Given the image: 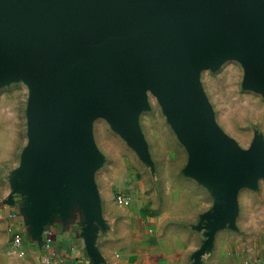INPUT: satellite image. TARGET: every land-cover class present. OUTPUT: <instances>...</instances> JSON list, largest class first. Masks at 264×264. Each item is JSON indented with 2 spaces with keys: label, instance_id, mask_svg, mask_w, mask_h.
<instances>
[{
  "label": "water",
  "instance_id": "1",
  "mask_svg": "<svg viewBox=\"0 0 264 264\" xmlns=\"http://www.w3.org/2000/svg\"><path fill=\"white\" fill-rule=\"evenodd\" d=\"M82 4L0 0V87L27 77L38 107L46 110L44 93L49 92L53 114L29 138L24 155L37 158L25 159L22 167H35L38 159L48 162L50 152H37L43 126L47 135L60 132L68 138L76 127L67 123L73 116H107L141 150L136 113L144 87H153L180 134L193 138L204 124L219 146L214 150L222 146L227 151L230 184L225 185L224 177L204 178L213 184L215 205L198 227L206 240L192 264H201L217 231L234 225L238 177L246 164L238 161L235 143L213 122L198 93L197 77L200 69L234 58L246 68L247 85L264 94V0H118L130 18L124 23L83 12ZM75 60L79 64L65 72ZM52 118L54 124H45ZM19 186L9 204L14 195L27 198L29 182Z\"/></svg>",
  "mask_w": 264,
  "mask_h": 264
},
{
  "label": "crops",
  "instance_id": "2",
  "mask_svg": "<svg viewBox=\"0 0 264 264\" xmlns=\"http://www.w3.org/2000/svg\"><path fill=\"white\" fill-rule=\"evenodd\" d=\"M67 123L76 125L68 138L47 135L43 126L37 152L50 159L31 168L37 173L27 198L14 195L0 212V264H192L202 246L192 227L212 204L207 182L191 180L177 159L146 166L137 140L107 116ZM136 125L141 129L140 119ZM260 171L259 181L240 176L234 225L215 234L202 264H264V165ZM119 194L131 197L128 206L115 203ZM6 225L25 235L20 255L7 242Z\"/></svg>",
  "mask_w": 264,
  "mask_h": 264
},
{
  "label": "rangeland",
  "instance_id": "3",
  "mask_svg": "<svg viewBox=\"0 0 264 264\" xmlns=\"http://www.w3.org/2000/svg\"><path fill=\"white\" fill-rule=\"evenodd\" d=\"M82 1L81 9L83 12L94 13L120 23L130 19L120 10L117 5L118 0ZM76 61L69 64L64 69L65 72L76 67L79 64ZM246 79L247 71L244 64L234 58L227 59L217 67H204L199 70L197 77L198 93L205 100L207 110L215 125L225 137L235 143L238 150V161L246 164L243 173L238 172L242 173L238 177L239 181H241L240 176L243 174L242 177L245 176L251 181H259L261 166L264 165V94L249 87ZM43 83L48 86L49 82L45 80ZM33 89L34 86L27 77L17 78L15 81L0 87L1 213L9 206L10 196L16 192V189H20L19 185L30 182L31 176L37 173V171L26 168V166L22 167V162L25 159L28 158L32 162L33 159L37 158L34 155L25 156L24 153L29 150L31 141L29 138L33 134L35 136L38 134L43 119L53 115L50 108L49 92L44 93V102L47 107L45 110V107L43 109L40 105L38 107ZM43 89L44 87H41L40 91ZM69 112L71 111L69 110ZM136 115L137 119L141 121V129L138 130L142 144L140 151L143 154L146 153L147 158L152 160L149 163L146 158L144 160L146 166L155 169L154 166L160 167L165 159L167 161L177 159L184 164L183 172L189 170V178L193 181H205L204 178L211 179L212 176L218 180H222L220 178L224 177L225 185L230 184L228 173L231 167L227 151L222 146H220L222 152L217 153L214 150L219 146L215 144L209 128H206L204 124L198 125L199 134L193 138L180 134L169 120L157 92L151 86L144 87L143 102ZM149 118H156V123L146 124ZM63 131L65 132L66 128ZM182 151H184L183 157L181 156ZM213 153L218 155L216 161H213ZM185 173L183 174L185 175ZM207 187L212 204L209 210L199 215L198 222L192 227L201 235L202 246L206 240L205 231L199 230L198 227L204 215L211 212L215 205L213 184L207 182ZM9 228L6 225L7 242L18 255L19 249H15L12 245ZM212 250L213 243L211 251L201 256V264L210 256Z\"/></svg>",
  "mask_w": 264,
  "mask_h": 264
},
{
  "label": "built area",
  "instance_id": "4",
  "mask_svg": "<svg viewBox=\"0 0 264 264\" xmlns=\"http://www.w3.org/2000/svg\"><path fill=\"white\" fill-rule=\"evenodd\" d=\"M130 202H131L130 196L119 194L115 197V203L118 205L128 206ZM10 217L13 218V215H11ZM9 231L12 237V245L14 246L15 249H20V247L23 244L25 235L21 230L16 229L14 225L13 227L10 228Z\"/></svg>",
  "mask_w": 264,
  "mask_h": 264
}]
</instances>
